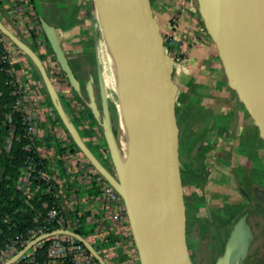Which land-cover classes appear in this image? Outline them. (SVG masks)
Instances as JSON below:
<instances>
[{
    "label": "water",
    "instance_id": "water-1",
    "mask_svg": "<svg viewBox=\"0 0 264 264\" xmlns=\"http://www.w3.org/2000/svg\"><path fill=\"white\" fill-rule=\"evenodd\" d=\"M203 26L215 46L229 90L254 122L264 144V0H196ZM108 53L120 83L118 129L112 120L100 58L96 74L84 86L85 103L101 128L111 171L88 148L67 115L43 60L0 20V32L35 66L54 110L77 149L116 191L124 205L139 264H193L187 248L182 180L177 164L173 60L165 53L150 0H93ZM69 87L83 98L81 82L63 50L56 29L39 17ZM97 82L100 106L92 85ZM87 100V101H86ZM240 192L246 196L243 189ZM255 197L264 203V190ZM212 220L208 204L204 205ZM238 222L216 264H241L251 243L249 227ZM69 235L99 264H107L92 243L69 230H56L29 241L2 264H15L48 237Z\"/></svg>",
    "mask_w": 264,
    "mask_h": 264
},
{
    "label": "crops",
    "instance_id": "crops-1",
    "mask_svg": "<svg viewBox=\"0 0 264 264\" xmlns=\"http://www.w3.org/2000/svg\"><path fill=\"white\" fill-rule=\"evenodd\" d=\"M66 2L67 0H55V8L58 11L59 17L54 16V21L49 22L46 17H51V13L49 12V6L51 5L48 4L47 0H33V3L38 6V10L35 12L37 17H43L56 29L61 46L68 57L72 69L74 70L73 66L75 67L74 71L81 82L83 95L86 97V92L84 93L83 91L84 86L82 83L84 79L88 80L90 73L86 74L82 70L81 67L83 65L80 67L79 63L81 61L79 60L78 50L82 48L78 45L80 42L75 41L79 26L77 25L78 16L76 14L74 18L75 11H69L64 7ZM150 2L153 15L158 21L161 29H167L169 16L172 13H175L179 17L178 33L181 36L187 37L188 41H193V44L189 46L187 51L184 64L176 69L173 75V81L177 88V97L179 96L181 104L180 107L188 101H191V99L196 96L197 90L204 85L201 97L205 102V105L197 106V108L190 111L189 123L186 128V131H189V133H187L184 138L185 144L182 160L186 157L185 153L188 143H190L194 137L200 139L205 136V141L207 145H209L208 149L203 151H201V147L197 146L198 149H196L195 153H197L198 163L196 166H193L192 164L188 165L187 167L192 170V173H188L187 171L184 176L186 186L183 187V195L184 202L186 203L185 214L187 225H192L196 220L203 221V201L208 204L211 212L215 213L216 221H219L221 219L220 210L222 207L237 203L234 201V191L229 186V175L227 173L229 163L232 159L243 155L244 161L242 165L249 160H254V166L256 169L260 172H264V144L258 137V131L254 122L246 113L242 105H236L230 98L227 81L225 83L226 89L222 88L220 73L223 72V68L217 56L215 46L208 37L206 31H200V26H197L198 23L192 21L188 0H150ZM0 20L9 30L16 34L18 25L13 19H10L7 16L6 12L1 7ZM73 21L74 24L70 27ZM4 22L10 24L11 27ZM38 50L43 55L42 59L46 61L45 67L50 78L54 80L55 75L50 65L51 59H53V53L47 48L42 51L38 47ZM24 59L25 60H22L21 56L16 57V63L14 64L16 75L24 84L27 81L36 83L40 87V93L44 98V102L41 104L43 110L39 114L37 125L39 138H46L50 133L51 126L54 127L62 137L66 138L67 135L64 130L59 125H53L50 116V113L53 115V111L47 102L48 94L43 91V84L33 77L34 70L30 67L25 57ZM214 74L215 76H213ZM212 77H216V80L220 79L219 82L215 80L208 81V79ZM218 83L220 85H218ZM207 86H214L215 91L208 89ZM56 89L60 98L62 96L65 99L73 116H76L75 111L72 108L69 93L70 91H72V93L74 91L66 83L65 78L56 84ZM74 101L78 102L76 99H74ZM83 103L86 105L85 101ZM80 107H83V105ZM179 108L178 110H180ZM64 109L71 119V116L65 107ZM202 113L209 115L203 124L201 123L202 119L200 117V114ZM208 117L210 118L208 119ZM243 125H245L244 128H242ZM193 130L194 132H192ZM243 133L245 134L243 135ZM239 139L241 149L238 154H236V157L234 156L230 158L229 153L234 145H237ZM244 140L251 142L250 148H260L257 156H253L247 149H244ZM41 151L47 152L48 158L57 163V160H55L56 157L51 153L52 150L47 151L42 149ZM72 183H76L75 187L70 188L75 190L73 193L78 196V199L80 200L78 206H80L81 210H86V212L89 213L88 220H91V216H93L94 212L98 211V213H100L99 206L88 200L87 197L90 195V190H84L82 188L77 190V182L74 181ZM228 195L233 198L231 201L226 200ZM192 217H194V219Z\"/></svg>",
    "mask_w": 264,
    "mask_h": 264
},
{
    "label": "built area",
    "instance_id": "built-area-1",
    "mask_svg": "<svg viewBox=\"0 0 264 264\" xmlns=\"http://www.w3.org/2000/svg\"><path fill=\"white\" fill-rule=\"evenodd\" d=\"M0 7L4 9L10 19L14 21L16 19L19 20V23H16L18 25L17 31L26 30V33L29 34L28 36L31 37V40L40 50L44 51L46 49V39L42 32L39 18L34 11L32 0H0ZM200 31H205L204 26L200 27ZM178 32L179 17L177 14L172 13L168 19L167 29L162 32V38L165 53L173 60L174 70L184 64L189 46L193 44V41H188L187 37L181 36ZM0 43L2 46L0 65L9 66L7 75L11 80L10 85L13 87L12 95L15 98L12 110L20 115L24 133L31 144L35 141L41 142V146L37 149L40 159L38 161H34L33 159L26 160L18 180L17 188L24 193L27 201L32 199L37 193L51 197V200L43 202V212H37V216L34 219L36 226L28 231L27 239L31 241L40 235L56 230L73 231L70 227L74 228L78 220L70 221L66 216L67 211L73 212L79 209L80 213H88L86 210H81L80 206H78L80 200L78 196L74 195L73 191L75 190L70 188V184L76 181L78 184L77 190L82 188L93 191L87 198L93 204L99 206L100 211V213L98 211L94 212L91 220H88L89 224L96 225V229L95 233L86 239L92 243V241L101 240L109 232H112L115 236L119 237L114 247L120 248L123 253L132 255L135 262H139L121 198L106 180L100 176L82 152L78 149L71 150L66 148L60 154L59 158L65 169L62 173L57 163L48 158V153L41 151L42 149L47 151L52 150V155L54 157L57 156L55 148L53 146L47 147L46 142L38 136L37 125L39 114L43 110L41 104L44 102V98L40 93V87L31 81H27L25 84L21 82L14 71V64L16 63L17 56H21L22 60H25L24 54L4 35H2ZM43 63L44 65L46 63L44 59ZM50 65L55 75V79H51L53 83L55 81L58 84L64 79V76L54 59V55ZM76 104L81 106L77 102ZM72 108L75 111L76 117L81 118L84 107H80L81 109H79L72 105ZM50 116L53 121L54 114L50 113ZM6 118L8 122L11 121L10 115ZM50 128V138L57 139L63 146L70 143L68 137L64 138L54 127L51 126ZM101 138L100 133L96 129L93 140L98 141ZM31 144L27 147L28 150H31ZM101 153L105 157L106 153L103 150ZM42 160H46L48 166L45 167L41 162ZM39 182H42L44 187H41ZM52 227L56 228L51 230ZM45 242H47L43 252L45 260L40 262L36 257L37 250L41 249ZM24 244L22 236H16L14 239H11L5 244L4 249H0V260L13 251L17 253L16 247L18 245L24 246ZM112 249L104 250V252L111 255L110 259H113L116 255L114 253L113 256ZM27 253L15 264H99L78 240L64 234L48 237L32 248L29 254ZM100 256L102 257L101 254ZM104 261L106 262L105 259Z\"/></svg>",
    "mask_w": 264,
    "mask_h": 264
},
{
    "label": "rangeland",
    "instance_id": "rangeland-1",
    "mask_svg": "<svg viewBox=\"0 0 264 264\" xmlns=\"http://www.w3.org/2000/svg\"><path fill=\"white\" fill-rule=\"evenodd\" d=\"M48 4L51 5L49 6V12L51 13V17H46V19L49 22H53L54 19L53 17H59L58 16V11L55 8V0H47ZM189 2V6H190V10H191V18L192 21L194 23H198L195 24L197 26H202L203 27V23L202 20L200 18L199 12H198V5L196 0H188ZM33 6L35 8V12H37L38 10V6L33 3ZM64 7L69 10L75 11V13L78 16L77 19V25L78 26V34L76 35V39L75 41H79L80 43L78 44L79 47H81L82 49L78 50L79 51V60L81 61V63H83L82 65V70L88 74V73H93L94 75L96 74V65H95V59H96V45H95V41H96V16H95V10H94V4H93V0H67L66 4H64ZM60 19V18H58ZM15 23H19V20H15ZM158 26L160 27L158 21L156 20ZM5 23V22H4ZM6 25H8L9 27H11L10 24L5 23ZM161 28V27H160ZM26 30H22V31H18L16 30V35L22 39L26 44H28L36 53L37 55H39L40 57H42V53L39 52L38 50V46L34 44L33 41H31V37L28 36L29 34L26 33ZM1 33V32H0ZM27 34V35H26ZM214 45V44H213ZM25 56V55H24ZM25 58H27L25 56ZM28 59V58H27ZM29 60V59H28ZM30 67L33 68L34 70V75L33 77H35L39 82H41V77L40 74L38 73V71L35 69V66L33 65V63L29 60L28 61ZM74 70L75 67L73 66ZM175 70H173V75H174ZM215 76V74L213 75ZM221 76V83H222V88L226 89L225 83H226V78L223 72L220 73ZM211 80H215L217 82H219V80H216V77H212L210 79H208V81ZM87 82V80L84 79L83 81V85H85ZM67 83V82H66ZM174 83V81H173ZM218 85H220L218 83ZM92 94L94 96L95 99V103L96 105L100 106V97H99V90H98V85L97 82H94L92 85ZM203 88L204 85L202 87H200L197 92H196V96L193 97V99H191V101H188L186 104H184L182 107H180V101L177 99V96L174 99V111L178 113L177 117L176 115H174V119L176 122V129H177V133L175 132V138H177V151H178V157H176L177 160V164L179 167V171H180V177L182 180V176L188 171V173H192V170L189 169V167H187L188 165H193L196 166L198 163V157H197V153H195L196 149H198V147H201V151L203 150H207L209 145H207L206 141H205V136H203L200 139H197L196 137H194L190 143H188L187 145V149H186V153H185V159L182 160V156H183V151H184V138L187 135V133H189V131H186V128L188 127V123H189V117H190V111L197 108V106H204L205 102L202 100L201 94L203 92ZM208 89L210 90H214V86H207ZM43 91H46V89H44ZM229 95L230 98L234 101V103L236 105H241L238 100L236 99V96L234 94V92H232L231 90H229ZM47 92V91H46ZM70 93V101L72 103L73 106H75L76 108H80V106H78L76 104V102L74 101V99H76V97H78V95L75 93L73 94L72 91L69 92ZM198 95V97H197ZM209 95V94H207ZM200 96V97H199ZM61 100L66 108V110L68 111V113L70 114V116L72 117V119L74 120L76 126L78 127V129L80 130V132L83 135V139L84 141L89 145L90 149L93 151V153L100 159L101 163L106 167L111 169V161L107 160L104 156L101 155V151L100 148L98 147V145H102L103 147H106V144L104 141H100L99 144L94 142L91 143L88 139V137L85 135L84 131L82 130L80 124L74 119L75 116H73L72 111L69 109L68 104L66 103L65 99L61 96ZM78 103V102H77ZM110 105H111V111H112V120H113V126L115 131H117L118 129V115H119V110L117 109V107L114 105V103L110 100ZM180 107V108H179ZM241 107V106H240ZM243 107V106H242ZM178 108L180 110H178ZM82 111V110H81ZM201 116V123L203 124L205 119H207V116L204 113L200 114ZM85 116V115H84ZM86 117V116H85ZM210 117H208L209 119ZM245 125L242 126V128H244ZM62 128V127H61ZM194 132V130L192 131ZM245 133H243L244 135ZM242 135V136H243ZM226 140V138H225ZM225 142V141H224ZM243 143H245V146L243 145L244 149H247L253 156H257L258 152L260 151V148L254 147V148H250L251 147V142L250 141H243ZM198 146V147H197ZM262 146V144H261ZM241 149V147L239 148V146L234 145V147L231 149L229 155L230 158L231 157H236L237 152H239V150ZM201 154V153H200ZM243 155L234 158L231 160V162L229 163V169H228V175H229V186L230 188L234 191L235 195L234 197V201L235 202H241L243 199L240 195V193L238 192V187L241 186V180L244 178V175L249 174L251 167V161L249 160L248 162H245L244 165L243 164ZM200 161V160H199ZM201 164V163H199ZM257 177V176H256ZM258 181H260L261 183L264 184V172H260V174L258 173V177H257ZM182 186H186L185 181H182ZM185 189V188H184ZM231 197H229V195L226 197V200H230L231 201ZM185 206L186 203L184 202ZM250 209L247 206H242L240 208H236L234 210L231 209L228 210L229 214L227 215L229 218L230 216L237 214L242 215L239 219L238 222L241 221V219L243 218V224L245 226H250L251 224L254 226V228L252 230H250V234H251V243L248 249V260L246 262V264H264V206L259 205L255 202L250 204ZM254 212H252V211ZM213 213V216L215 217V213ZM231 214V215H230ZM194 219V217H192ZM216 220V217H215ZM219 221H221L220 224L217 223V221L212 223V220L208 219V224L206 226H211L212 224L215 225V223H217V225L219 226H224L228 221L227 219H220ZM186 225H187V218H186ZM216 225V226H217ZM215 228V231H217V228H219V226ZM70 229H74L72 227H70ZM221 229V227L219 228ZM217 235V242L218 244L215 245V250L214 251H209L207 248L202 247H195V249H199L200 251L198 253H193L191 251L190 248H188L189 250V254L192 257V262L193 264H216V261L219 257L223 256L224 254V249L222 250L221 247L223 245H225L226 243H224V238L225 236L228 234L227 231L220 232L218 231ZM222 234V236H221ZM230 235V234H229ZM186 236H187V231H186ZM209 242H206V245ZM95 246H98L97 243H94ZM193 245V244H192ZM210 245V244H208ZM207 245V246H208ZM225 247V246H224ZM113 249V256L114 253L116 254L114 256L113 259H110L111 255H109L108 253L104 252L102 253V257L106 260V262L108 264H139V262H135V259L132 255L123 253L122 250L120 248H115L112 247ZM99 250V249H98ZM15 253V251H13L12 253H10L9 255H6L3 257V259L0 260V263H3L5 261H7L10 257L13 256V254Z\"/></svg>",
    "mask_w": 264,
    "mask_h": 264
},
{
    "label": "trees",
    "instance_id": "trees-1",
    "mask_svg": "<svg viewBox=\"0 0 264 264\" xmlns=\"http://www.w3.org/2000/svg\"><path fill=\"white\" fill-rule=\"evenodd\" d=\"M75 16L76 13L74 14V18ZM73 24L74 21L71 23L70 27ZM162 32L163 29L160 28V34H162ZM1 37L2 34L0 33V39ZM46 48L51 51V48L47 40H46ZM1 51H2V46L0 43V53ZM40 58L42 59V57ZM27 61L29 60L27 59ZM79 64L81 67L83 63L80 62ZM8 67L9 66L7 65H0V249H4L5 244L8 243L11 239H14L16 236H22V240L24 241L25 243L24 246H25L29 241L27 239L28 231L36 226L34 219L37 216V212L38 211L43 212L42 210L43 202L46 200H51L50 196L41 195L40 193H37L34 195L32 199L27 201L24 193L17 188L18 180L26 160L33 159L34 161H38L40 159L37 153V149L41 146V142L35 141L34 143L31 144L26 134L24 133L20 115L12 110V105L14 104L15 98L12 95L13 87L12 85H10L11 80L7 75ZM44 89L45 87L43 86V90ZM44 92L47 94L46 91ZM73 93L75 94V92ZM85 99L86 97L84 95L83 98H80L79 96L76 97L78 103L80 105H83L84 111L81 114V118L75 116L74 119L80 124L82 130L84 131L85 135L88 137L89 141L91 143L96 142L99 144L100 141H104L102 136V131L99 125L97 124L91 110L83 103ZM177 99L179 100V96L177 97ZM47 102L48 105L52 108L54 114L53 125H59L60 127H62L65 134L70 140L69 144L63 146L61 142H59L57 139L50 138L49 135L43 139L46 142L47 147L53 146L55 148L57 154L55 160H57V165L60 167L61 172L63 173L65 169L63 168L62 162L60 161L59 158L60 154L66 148H69L71 150H75V149L77 150V147L72 141L71 137L69 136L67 130L63 126L48 96H47ZM84 113L86 117L83 115ZM8 115H10L11 117L10 122H8L6 118ZM175 115L177 117L178 113L175 112ZM71 121L76 126L72 117H71ZM83 121L84 123H82ZM76 128L78 129L77 126ZM96 129L98 130V132L102 137L101 140L98 141L93 140V138L95 137ZM78 131L83 139L82 133L80 132L79 129ZM30 144L32 147L31 150H28L27 147ZM86 145L90 149L87 143ZM98 147L100 148V151L103 150L106 153L105 158L107 160H110L107 152V148L103 147L102 145H98ZM101 155L103 156L102 153ZM41 162L45 167L48 166V162L46 160H42ZM107 169L111 171V169L109 168ZM184 176L185 174L182 176V181L184 180ZM39 184H41V187H44L42 182L41 183L39 182ZM75 186L76 183H72L70 185V187H75ZM33 187H35V185H33ZM95 193L97 194V192ZM89 194H92V191ZM80 212L81 211L79 209L73 212L67 211L66 216L72 222L74 220H78L77 225H75L73 231L78 235H80L81 237L87 238L95 233L96 225L88 223L89 213H80ZM206 221H208V219ZM55 228L56 227H52L51 230ZM186 231H187V236H186ZM190 233H192V230L189 228V225H186L185 237H186L187 248H188ZM118 240H119L118 236H115L112 232H109L106 235V237L102 238L101 240L92 241V245L94 246L97 252L102 254L104 253L105 249L114 247L115 243ZM94 243H97L98 246H95ZM46 245L47 242L44 243L41 249L37 250L36 257L40 262L45 260V257L43 256V252ZM24 246L18 245L16 247V250L20 251L21 249H23ZM30 252L31 250L28 251L27 254H29ZM247 260H248V256L243 260L241 264H246Z\"/></svg>",
    "mask_w": 264,
    "mask_h": 264
},
{
    "label": "flooded vegetation",
    "instance_id": "flooded-vegetation-1",
    "mask_svg": "<svg viewBox=\"0 0 264 264\" xmlns=\"http://www.w3.org/2000/svg\"><path fill=\"white\" fill-rule=\"evenodd\" d=\"M236 146H239V147L241 146L240 145V139L238 140V143H237ZM237 154H238V152H237ZM250 167H251L250 173L244 175V178L241 180V183H240L241 186L238 187V192L240 193V195H241L243 200L241 202H237V203H235L233 205L224 206L220 210L221 220H222V218L223 219L225 218L228 221L224 226L217 225V223L220 224L221 221H217V223H215V225L212 224L209 227L206 226L208 224L207 223L208 221H206L208 219V217H207V214H206V211H205V207H204V216H203L204 218H203V221L196 220L192 225H189V228L192 230V233H190V235H189L188 248H190L193 253H198L200 251L199 249H195V247H197V246H199V247L203 246L204 248H207L211 252L214 251L215 250V248H214L215 245L218 244V242H217V235H219L218 231L223 232V233L225 231H227L228 234L225 236L224 241H223L224 243L227 244V242H228V240H229V238H230V236H231V234L233 232V229H234L235 225L238 223V219L242 216V215L238 216L237 214H235V216L232 215L229 218L227 216L229 214L228 210L231 209V212H232V210H234L236 208H240L242 206H244V207L247 206L250 209L249 206L253 202L264 206V203L259 201L254 195V191L257 188L264 190V184L261 183L260 181L256 180V179H258L257 177H258V173L260 174V171H258V169H256V167L254 166V160L251 161ZM241 189H243L245 191L246 196H244L240 192ZM205 203L206 202L203 201V206L205 205ZM210 212H211V210H210ZM252 212H254V211H252ZM211 216H212V223H213L216 220L214 219V216L212 215V212H211ZM216 225L219 226V228L221 227V229L217 228V231H215L214 227ZM253 228H254V226L251 224L249 226V232ZM221 236H222V234H221ZM206 242H209L208 244H210V245L207 244L208 245L207 246ZM226 244L221 247L222 250L223 249L225 250ZM190 258L192 260L191 256H190Z\"/></svg>",
    "mask_w": 264,
    "mask_h": 264
},
{
    "label": "bare ground",
    "instance_id": "bare-ground-1",
    "mask_svg": "<svg viewBox=\"0 0 264 264\" xmlns=\"http://www.w3.org/2000/svg\"><path fill=\"white\" fill-rule=\"evenodd\" d=\"M96 49L102 65L104 81L110 100L119 110L120 108V83L114 65L108 53L106 41L96 17Z\"/></svg>",
    "mask_w": 264,
    "mask_h": 264
}]
</instances>
